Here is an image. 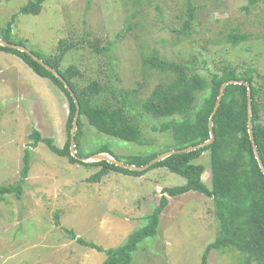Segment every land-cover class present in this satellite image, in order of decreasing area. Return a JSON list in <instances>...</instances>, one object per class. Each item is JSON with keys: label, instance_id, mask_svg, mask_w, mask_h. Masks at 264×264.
Listing matches in <instances>:
<instances>
[{"label": "rangeland", "instance_id": "1", "mask_svg": "<svg viewBox=\"0 0 264 264\" xmlns=\"http://www.w3.org/2000/svg\"><path fill=\"white\" fill-rule=\"evenodd\" d=\"M28 1L0 0V26L4 27ZM192 1L197 10L190 37L172 32L185 19V0H91L89 5L87 0H45L38 15L17 17L12 39L46 55L57 53L61 39L73 44L62 68H80L83 76L75 81L81 87L93 79L110 80L108 59L88 43L98 40L103 46L116 40L121 83L114 84L136 91L138 99L147 98L162 80L143 65V57L154 50L170 60L198 66L206 78L231 65L252 74L262 89L264 3L247 11L248 0ZM130 25L132 30L127 29ZM235 28L249 33L250 38L232 47L224 38ZM68 113L63 90L38 76L16 55L0 51V186L16 185L25 149L32 154L22 196L0 198V264H102L105 252L81 245L76 239L82 237L104 248L122 244L146 223L145 216L159 204L164 187L186 182L181 175L159 167L141 176L110 171L101 182L93 183L88 178L97 169L70 165L45 142L30 146L32 133L39 130L42 137L53 138L62 147L68 137ZM83 119L82 147L94 150L107 146L122 161L174 145L170 133L153 130L165 119L141 117L145 140L152 145L105 135ZM197 162L206 165L202 179L211 187L209 153L204 152ZM168 199L157 236L141 244L132 264H199L206 246L218 234L212 198L190 191ZM64 228L74 230L76 237ZM208 262L243 264V255L235 249L212 250Z\"/></svg>", "mask_w": 264, "mask_h": 264}, {"label": "trees", "instance_id": "2", "mask_svg": "<svg viewBox=\"0 0 264 264\" xmlns=\"http://www.w3.org/2000/svg\"><path fill=\"white\" fill-rule=\"evenodd\" d=\"M44 2L45 0H29L21 6L4 27L0 26V37L7 42L27 47L23 41L18 42L12 39L15 21L19 15H38L42 11ZM90 2L91 0H87L88 5ZM185 2V19L182 26L173 29L172 32L190 37L197 7L192 0H185ZM261 2L264 3V0H248L245 9L250 11L252 7ZM139 11H135V14ZM135 14H132L131 18ZM133 27L130 25L127 29L132 30ZM121 34L122 32H119V35ZM249 38V33L235 28L224 39L230 46L236 47ZM115 44L116 40L103 46H99L98 40L96 43H88L95 52L104 54L108 59L110 80L101 82L93 79L82 87L75 81V78L83 76L80 68L76 65H70L66 69L62 68V62L73 44L61 39L57 46V53L52 55L41 54L27 47L46 64L55 68L75 92L80 105L78 129L75 136L77 156L73 155L70 149L71 129L77 103L69 90L55 74L27 52L0 45V51L19 57L38 76L50 79L64 91L68 98L69 113L66 123L68 137L65 144L60 147L53 138H44L39 130H35L32 133L31 147H37L40 142H45L53 153L67 160L70 165L81 164L92 167L94 170L97 169L88 178L89 182L93 183L101 182L106 175L110 174V171L141 176L150 169L159 167L167 168L186 179L184 184L163 188L164 195L161 196L153 212L145 216L146 223L134 230L122 244L104 248L95 242H87L82 237L77 238L76 241L91 249L105 252L107 257L102 264H132L134 254L141 244L147 238L157 236L161 222L160 215L169 203L168 197L197 191L212 198L218 222V234L206 246L199 264H210L208 257L211 251L223 248L237 250L243 255V264H264V173L254 153L248 131V88L244 83L226 85L220 106L213 117L215 138L206 146L188 152L171 154L152 164L146 170H130L107 160L86 162L81 159L108 152L121 160L107 146H99L94 150L82 147L84 117L86 125L94 127L98 132L138 145H152L145 140L140 124L141 117L148 115L156 119H165L159 126L154 125L153 130L170 133L174 145L149 151L147 154L129 156L130 160H123L128 164L146 165L164 152L203 143L210 139L209 118L214 110L221 85L226 81L240 80L249 83L252 88L253 135L264 163V83H260L262 89L258 88L252 74L239 72L231 65H227L221 73H210V77L206 78L198 72V66L170 60L154 50L143 57V65L157 72L162 80L157 83L147 98L138 99L135 96L136 91L123 89L114 84V82L121 83L114 51ZM203 92L205 94L199 100V94ZM204 152H208L210 156L211 187L202 179L207 169L206 165L197 162ZM31 156L30 149L26 148L19 181L16 185H1L0 198L7 194H15L18 198L22 196L24 184L30 172ZM55 217L57 225H60L59 212ZM64 229L72 238L76 237L74 230Z\"/></svg>", "mask_w": 264, "mask_h": 264}, {"label": "water", "instance_id": "3", "mask_svg": "<svg viewBox=\"0 0 264 264\" xmlns=\"http://www.w3.org/2000/svg\"><path fill=\"white\" fill-rule=\"evenodd\" d=\"M0 45L14 47V48L19 49L21 51L27 52L34 59L38 60L42 65H44L48 70H50L53 74H55V76L57 78H59L64 83L65 87L69 90V92L71 93V95L74 98L75 102L77 103V111H76V114H75V117H74V120H73L72 129H71V145H70V149H71L72 154L77 156L76 155V149H75V146H76V144H75V140H76L75 136H76V132H77V129H78V119H79V115H80V105L78 103V99L76 98L75 92L72 90V88L70 87L68 82L61 76V74L55 68H53L50 65L46 64L42 59H40L37 55H35L27 47H25L23 45H18V44L7 42L6 40H4L1 37H0ZM230 83H235V84L244 83L245 85H247V88H248V131H249V134H250V139H251V142H252V145H253L254 153L256 155V158L258 159V162H259V165L261 167V170L264 173V163H263V161H262V159H261V157L259 155L257 146L255 144L254 135H253V125H252V115H253L252 88H251L249 83L243 82V81H240V80L226 81V82H224L221 85L220 92H219V95H218L214 110H213V112H212V114H211V116L209 118L210 139L205 141V142H203V143H200V144H197V145H194V146H189V147L183 148V149H173V150L164 152V153L158 155L157 157H155L148 164L142 165V166H138L136 164L125 163L122 160H119V159L115 158L112 154L106 153V152L97 153V154H94V155L89 156V157H83L81 159L83 161H86V162L87 161L107 160L109 162L115 163L118 166H121V167H124V168H128L130 170H145V169L149 168L152 164L165 159L166 157L170 156L171 154L181 153V152H188V151L195 150V149H198V148H201L203 146H206V145L210 144L211 142H213V140L215 138V135H214V132H213V117L216 114V112H217V110H218V108L220 106V103H221V100H222V97H223V94H224V91H225V87H226V85H228Z\"/></svg>", "mask_w": 264, "mask_h": 264}, {"label": "clouds", "instance_id": "4", "mask_svg": "<svg viewBox=\"0 0 264 264\" xmlns=\"http://www.w3.org/2000/svg\"><path fill=\"white\" fill-rule=\"evenodd\" d=\"M108 153V152H107ZM148 169V168H147ZM146 170V169H145Z\"/></svg>", "mask_w": 264, "mask_h": 264}]
</instances>
